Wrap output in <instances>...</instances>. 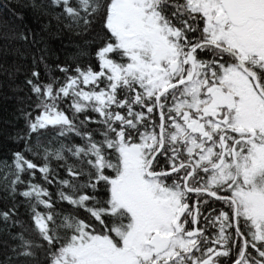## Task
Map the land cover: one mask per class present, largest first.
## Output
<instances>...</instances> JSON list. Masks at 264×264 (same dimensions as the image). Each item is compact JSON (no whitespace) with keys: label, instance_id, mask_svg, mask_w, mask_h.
<instances>
[{"label":"snow or ice","instance_id":"obj_1","mask_svg":"<svg viewBox=\"0 0 264 264\" xmlns=\"http://www.w3.org/2000/svg\"><path fill=\"white\" fill-rule=\"evenodd\" d=\"M0 8V264H264V0Z\"/></svg>","mask_w":264,"mask_h":264},{"label":"trees","instance_id":"obj_2","mask_svg":"<svg viewBox=\"0 0 264 264\" xmlns=\"http://www.w3.org/2000/svg\"><path fill=\"white\" fill-rule=\"evenodd\" d=\"M5 2V0H0V5H2L3 3ZM21 2H23V0H21ZM18 11H25V13L27 14V10H22V9H18ZM4 18L3 16V9L0 8V20H2ZM65 42H67L65 40ZM50 45L51 47L54 49V50H58L59 49V45H60V42L58 40H52L50 42ZM34 51V50H33ZM61 58L63 59V55H61ZM30 58L25 61L24 63H27V64H30ZM0 79H2V77H0ZM7 105L5 104V102L3 101L2 98H0V118L3 117L4 115V108L6 107ZM3 128V124L0 123V129ZM7 150V145H6V142L4 140V137L2 134H0V158H3V155L5 153V151ZM23 210V209H21Z\"/></svg>","mask_w":264,"mask_h":264}]
</instances>
